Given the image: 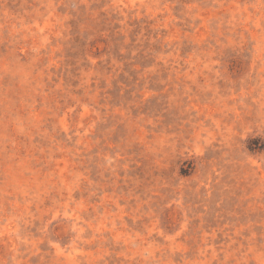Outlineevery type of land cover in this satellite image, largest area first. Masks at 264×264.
<instances>
[{"label":"rangeland","instance_id":"374dc122","mask_svg":"<svg viewBox=\"0 0 264 264\" xmlns=\"http://www.w3.org/2000/svg\"><path fill=\"white\" fill-rule=\"evenodd\" d=\"M0 264H264V0H0Z\"/></svg>","mask_w":264,"mask_h":264}]
</instances>
